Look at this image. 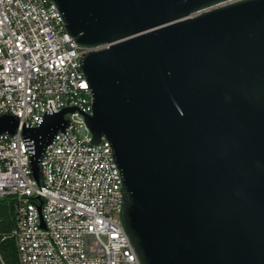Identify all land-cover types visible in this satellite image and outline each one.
I'll return each mask as SVG.
<instances>
[{"label":"water","instance_id":"1","mask_svg":"<svg viewBox=\"0 0 264 264\" xmlns=\"http://www.w3.org/2000/svg\"><path fill=\"white\" fill-rule=\"evenodd\" d=\"M82 48L141 264H264V0H55ZM66 109L25 130L38 160ZM18 121L0 118V134Z\"/></svg>","mask_w":264,"mask_h":264},{"label":"built area","instance_id":"2","mask_svg":"<svg viewBox=\"0 0 264 264\" xmlns=\"http://www.w3.org/2000/svg\"><path fill=\"white\" fill-rule=\"evenodd\" d=\"M82 48L67 32L55 0H0V118L18 121L0 134V199L13 203L18 264H141L123 225V176L111 143L87 125L93 93ZM64 116L43 150L38 180L35 141L25 130ZM0 264H5L0 254Z\"/></svg>","mask_w":264,"mask_h":264},{"label":"trees","instance_id":"3","mask_svg":"<svg viewBox=\"0 0 264 264\" xmlns=\"http://www.w3.org/2000/svg\"><path fill=\"white\" fill-rule=\"evenodd\" d=\"M14 212L11 199H0V254L5 264H18L14 242L3 240L14 228Z\"/></svg>","mask_w":264,"mask_h":264}]
</instances>
